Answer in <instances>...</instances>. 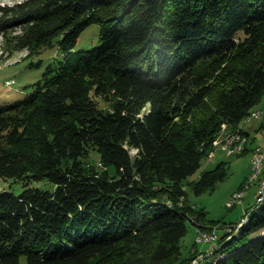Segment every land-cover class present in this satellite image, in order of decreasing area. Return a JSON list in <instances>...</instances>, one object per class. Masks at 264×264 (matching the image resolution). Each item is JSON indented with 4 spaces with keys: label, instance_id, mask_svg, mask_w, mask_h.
<instances>
[{
    "label": "trees",
    "instance_id": "trees-1",
    "mask_svg": "<svg viewBox=\"0 0 264 264\" xmlns=\"http://www.w3.org/2000/svg\"><path fill=\"white\" fill-rule=\"evenodd\" d=\"M7 11L0 28L20 31L6 50L29 57L56 42L66 56L0 110V178L22 187L0 191V264H191L188 223L217 226L183 184L223 126L240 129L262 101L264 0H25ZM91 24L99 45L74 51ZM226 175L220 163L192 191ZM259 206L237 237L224 225L209 264H264Z\"/></svg>",
    "mask_w": 264,
    "mask_h": 264
},
{
    "label": "rangeland",
    "instance_id": "rangeland-1",
    "mask_svg": "<svg viewBox=\"0 0 264 264\" xmlns=\"http://www.w3.org/2000/svg\"><path fill=\"white\" fill-rule=\"evenodd\" d=\"M24 1L25 0H0V17L8 12L7 9ZM19 31L20 28L18 26L16 27L11 22L8 26L4 27L3 30L0 28V110H2L5 106L12 105L17 101L23 100L31 92V86L43 77V74L47 71L48 67H50L53 70V73H55V71L58 70L64 62L66 56V54L61 52L56 42L53 46L45 48L39 53L33 54L29 57H27V55H29V51L26 48L16 51L6 50V36L11 38L15 34L19 33ZM98 33V24L89 25L79 36L74 51L88 50L93 47H97L100 43ZM10 80H13V83L9 86L6 85V81ZM259 105L264 107V96ZM241 126L245 131L249 132L250 135L247 138V149L245 148L246 150H244L242 154L235 155L227 154L220 146L216 147L212 150V153H210L212 154V158L207 156V158L203 159L201 167L192 176L188 177L183 184V189L186 192L189 205L203 210L206 221L214 222L217 226L218 234L223 233V227L225 224L237 223L241 219L242 221L236 224L234 229L237 230L241 224L240 229L246 227L247 217L249 219L248 213L256 210L255 208H257V206L260 205L261 200L264 199V195H262L259 198V204H255L258 189L257 182H260L262 175H259L258 178H253L254 176L252 173L253 182L248 184L243 197L238 198L235 202H231L230 206L233 205L232 207L228 208L226 206L228 199L232 197L242 186L248 183L251 173L252 154V150L250 151L249 147L252 144L257 145V147H264V117L252 118L249 121L245 119ZM226 129L227 128H225V130L219 135L218 142L220 144H222L223 140H225L227 135L230 134V132L224 134ZM90 159V162L95 164L97 169L104 170L102 167H98V160L93 152L90 155ZM220 163L225 164L227 172L226 177L222 181L217 182L213 189L206 190L199 195L194 194L192 191V185L200 178L201 173L214 169ZM4 190L11 191L14 194H19L22 187L18 182L15 183L0 178V191ZM263 204L264 202L261 203L259 207H262ZM234 229L231 228V232L229 233L232 235L229 234L231 236L228 235L226 237L228 240L231 237L238 236V232H234ZM198 235L199 233L196 232L195 227L188 223L187 232L180 243L181 257L186 258L190 254V249L195 243V246L198 244L197 251L195 253L196 258L191 264H195L196 262L209 264L214 254L209 256L208 252L213 250L214 247L212 246L216 244H199V242L197 243L199 240H195L196 238L198 239ZM192 252H194L193 249L191 250V253ZM204 254H207L208 256L199 262ZM20 264H25L24 258L21 259Z\"/></svg>",
    "mask_w": 264,
    "mask_h": 264
},
{
    "label": "built area",
    "instance_id": "built-area-1",
    "mask_svg": "<svg viewBox=\"0 0 264 264\" xmlns=\"http://www.w3.org/2000/svg\"><path fill=\"white\" fill-rule=\"evenodd\" d=\"M13 83V80L10 81H6V85H11ZM257 114H264V108L262 111L258 112ZM255 117V116H254ZM264 164V153H257L255 155L254 161L251 164V173L248 179V183L245 184L244 186H242L238 191L235 192L234 197H243L244 191L245 189H247L248 184L252 183V173L254 171H262V165ZM98 167H102L101 163L98 161L97 163ZM258 183V189H257V196H256V202L255 204L257 205L259 203V198L264 195V172H262V179L260 180V182ZM234 197H230L226 203V206L228 208H230V203L232 202V198ZM242 221V219L240 221H238L236 224L240 223ZM236 224L234 225H229L227 226L226 230L227 232H231V228H235ZM196 232L199 233L198 235V239L196 238L195 240H199V244H207V243H214L216 244L217 239H218V232H217V228L213 227L211 229H196ZM215 246V245H214ZM212 246V247H214ZM211 247V248H212Z\"/></svg>",
    "mask_w": 264,
    "mask_h": 264
},
{
    "label": "bare ground",
    "instance_id": "bare-ground-1",
    "mask_svg": "<svg viewBox=\"0 0 264 264\" xmlns=\"http://www.w3.org/2000/svg\"><path fill=\"white\" fill-rule=\"evenodd\" d=\"M263 108L257 109V110H252L251 113H250V116H248L246 118V120H251L252 118H260V117L264 116V114H257L258 112L262 111ZM225 128H226V126H223L222 132L225 130ZM240 131H241L240 129L234 130V131L230 132L229 135H227L226 139L224 138L225 140H223V143L221 142L222 144H220L218 142L219 143V146L221 148H223L222 150L224 152H226L227 154H235V155L236 154H239L240 155V154H242L244 152V149L246 148V144H247V137L244 134H242ZM256 152L257 153H264V148H262V147H255L252 150V154H251V164L254 161ZM211 157H212V154L209 155V158H211ZM262 172H264V164L262 165V171H254L253 172V176H254L253 178H258L259 175H262ZM261 179H262V177H261ZM234 195L232 197H234ZM238 198H241V197H234V198H232V202L237 201ZM263 202H264V199L261 200L260 204L263 203ZM232 204H234V203H232ZM234 205H236V204H234ZM232 206H230V207H232ZM198 242L199 241H197V243Z\"/></svg>",
    "mask_w": 264,
    "mask_h": 264
},
{
    "label": "crops",
    "instance_id": "crops-1",
    "mask_svg": "<svg viewBox=\"0 0 264 264\" xmlns=\"http://www.w3.org/2000/svg\"><path fill=\"white\" fill-rule=\"evenodd\" d=\"M261 108H263V107H261L260 105L259 106H257V107H255L254 108V110H257V109H261ZM264 117V116H263ZM261 118V117H260ZM249 121V120H248ZM242 125V123L240 124V129L242 130V132H245V133H247L248 134V136H250L249 135V132H247V131H245L244 130V128L241 126ZM262 125V124H261ZM230 132V130H228V128H227V130L225 131V133L224 134H227V133H229ZM255 147H257V145H251L250 147H249V150L251 151V150H253ZM258 147H260V146H258ZM264 148V147H263ZM246 149H247V147H246ZM212 158V157H211ZM191 250H192V248L190 249V252H191ZM189 252V253H190Z\"/></svg>",
    "mask_w": 264,
    "mask_h": 264
}]
</instances>
